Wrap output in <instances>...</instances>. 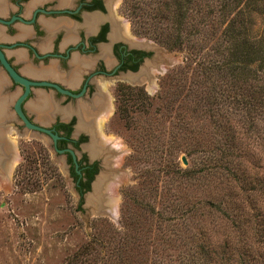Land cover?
I'll use <instances>...</instances> for the list:
<instances>
[{
  "label": "trees",
  "instance_id": "trees-1",
  "mask_svg": "<svg viewBox=\"0 0 264 264\" xmlns=\"http://www.w3.org/2000/svg\"><path fill=\"white\" fill-rule=\"evenodd\" d=\"M121 3L132 31L168 49H184L194 65L189 72L188 63L173 68L152 95L141 85H115L114 112L128 129L139 127L138 145L158 139L155 118L147 116L154 99L160 101L155 114L178 111L156 163L140 171L143 182L161 181L163 215L147 219V230L158 235V256L146 262L136 255L148 248L136 238L146 226L129 215L118 234L88 237L71 262L109 257L103 260L112 258V264H264V38L251 31L253 13L264 14V0ZM181 94L183 102L174 108ZM135 110L142 119L133 118ZM193 114L205 115L200 121ZM180 152L190 155L188 165L180 166ZM196 187L202 196L194 194Z\"/></svg>",
  "mask_w": 264,
  "mask_h": 264
},
{
  "label": "rangeland",
  "instance_id": "rangeland-1",
  "mask_svg": "<svg viewBox=\"0 0 264 264\" xmlns=\"http://www.w3.org/2000/svg\"><path fill=\"white\" fill-rule=\"evenodd\" d=\"M113 2L118 19L125 23L127 35L134 38L138 46H145L150 54L136 70L107 78L106 91L111 107L107 117L100 122L114 149V167L105 165L98 171L101 175H111L105 184L104 196L95 194L92 188L79 196L67 174L63 154L53 149L50 138L21 126V135L12 138L13 152L16 153L14 160L3 166L0 164V264H73V253L92 234L97 231L109 232V236L118 234L129 215L138 217L139 225L146 226L147 230V219L155 220L156 212L161 211L160 179L155 177L153 181L143 182L140 171L156 163L158 147L162 146L160 142L170 137L168 130H171V122L178 111L172 108L165 114H155L154 106H160V101L154 99L147 116L155 118L158 139L138 145L134 139L136 133H140L139 127L128 129L122 117L114 112L115 85L117 82L141 85L147 95H152L160 89L166 73L184 67L186 63L187 70L194 65L187 60L184 49H168L152 38L132 31L121 0ZM252 20L251 31L264 38V14L256 10ZM141 67L146 71L144 74L129 78ZM182 99L181 94L173 102V107L182 103ZM132 115L134 119L143 118L139 110L132 111ZM203 116L193 114L192 119L201 121ZM186 117L191 118L190 115ZM209 125L208 129L212 130ZM181 155L184 153L177 155L180 166L188 165L190 155H184L185 164ZM166 156L163 153L160 160ZM160 178L163 179L164 175L161 174ZM197 188L194 194L202 196V190ZM160 213L163 215L162 211ZM146 230L145 233L136 230V238L148 245L145 251L136 255L141 254L149 262L158 256L153 252L158 235L153 230ZM173 251L168 249L170 253ZM166 257H162L163 263H166ZM104 258L109 257L99 258L94 264H112V258L106 262Z\"/></svg>",
  "mask_w": 264,
  "mask_h": 264
},
{
  "label": "flooded vegetation",
  "instance_id": "flooded-vegetation-1",
  "mask_svg": "<svg viewBox=\"0 0 264 264\" xmlns=\"http://www.w3.org/2000/svg\"><path fill=\"white\" fill-rule=\"evenodd\" d=\"M28 1L8 0L10 5L6 14L0 15V25L8 34L17 32L19 24L26 26L27 31L11 41H0V49L20 75L31 80L54 82L70 93L47 84H30L28 93L20 101V110L30 122L47 127L56 134L52 141L51 136L45 133L51 146L63 154L75 192L81 196L93 184L94 193L104 196L105 184L111 175H101L98 171L105 165L114 167V149L100 122L107 117L111 107L106 91L107 78L136 70L150 52L127 35L125 23L114 11L113 0H38L26 11ZM41 18L48 21L60 19L57 26L50 27V38ZM63 35H67L66 41H63ZM42 43H45L44 47H40ZM8 48H22L25 58L22 56L13 61L16 58L14 53L11 58L5 54ZM51 59L56 60L55 67L63 72L65 81L21 73L24 62L29 63L25 66L33 70L44 69L50 67ZM0 68L9 79L4 90L18 88L8 106V116L0 118V164L3 166L14 160L16 153L13 152L12 138L20 136L21 126L25 125L13 106L23 86L8 75L1 63ZM145 72L141 67L129 78L139 77ZM33 87L45 95H52L53 110L48 113L51 120L46 124L33 119L34 112L25 105L34 95Z\"/></svg>",
  "mask_w": 264,
  "mask_h": 264
},
{
  "label": "crops",
  "instance_id": "crops-1",
  "mask_svg": "<svg viewBox=\"0 0 264 264\" xmlns=\"http://www.w3.org/2000/svg\"><path fill=\"white\" fill-rule=\"evenodd\" d=\"M38 0H29L26 3V11L29 10V8ZM10 5L8 0H0V15H5L7 11V7ZM27 14V12H26ZM44 22V24L47 27V37L50 38L52 36V28L59 24L60 19L57 20H51L48 21L45 18H41ZM50 28V29H49ZM5 27L3 25H0V41H11L15 38L21 37L24 32L27 31L26 26L19 24L17 32H14L12 34L5 33L4 31ZM68 39L67 35H63V41H66ZM45 43H42L40 47H44ZM20 48H8L5 49L6 56H9L11 58V54H15V57L13 61H16L17 59H20V57L25 58L23 51ZM56 60L51 59L50 60V67L44 69H31L25 66V64H29L27 62H24L23 67H21V73L25 74L30 77H48L51 79L59 80V81H65L63 72L61 70H58L55 67ZM9 85V79L7 78L5 72L0 68V118L8 116L7 109L8 106L13 101L18 88L14 87L10 90H4L5 87ZM32 90L34 91V96H30L25 103L28 110L34 112L33 119L37 120L40 123L46 124L48 123L51 118L48 114L53 110V101L50 95H45V93H41L39 88L33 87ZM49 94V93H47Z\"/></svg>",
  "mask_w": 264,
  "mask_h": 264
},
{
  "label": "water",
  "instance_id": "water-1",
  "mask_svg": "<svg viewBox=\"0 0 264 264\" xmlns=\"http://www.w3.org/2000/svg\"><path fill=\"white\" fill-rule=\"evenodd\" d=\"M0 63L2 64L3 68L8 73V75L14 81L18 82L19 84H21L23 86L22 92L16 97V99L13 102L14 109L17 112L20 120L24 123L25 127H28L30 129H34V130H38V131L42 132L43 134L47 133V134H49L51 136L52 141H54L55 138H56V134L55 133H53L47 127H44L42 125L30 122L24 116V114L21 112L20 107H19L20 101L28 93V91L30 89V84H47V85H51V86L55 87L58 91H61V92L70 93V91L65 89V88L60 87L58 84H56L54 82H51V81H47V80H31V79H28V78L20 75L18 72H16L14 70V68L6 60V58H5L4 54H3V52L1 51V49H0ZM148 75H150V74L148 73ZM53 149L57 150L54 145H53ZM180 159H181L182 163H184V164L186 163V159H185L184 155H181ZM91 188L93 189V184H92Z\"/></svg>",
  "mask_w": 264,
  "mask_h": 264
},
{
  "label": "bare ground",
  "instance_id": "bare-ground-1",
  "mask_svg": "<svg viewBox=\"0 0 264 264\" xmlns=\"http://www.w3.org/2000/svg\"><path fill=\"white\" fill-rule=\"evenodd\" d=\"M0 147H1V145H0ZM3 148V147H2ZM98 180H99V178H98ZM87 198H89V196L87 197ZM91 198H92V196H91ZM94 198V197H93Z\"/></svg>",
  "mask_w": 264,
  "mask_h": 264
}]
</instances>
